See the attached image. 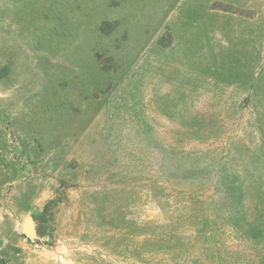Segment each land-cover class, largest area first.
I'll use <instances>...</instances> for the list:
<instances>
[{"label":"rangeland","instance_id":"rangeland-1","mask_svg":"<svg viewBox=\"0 0 264 264\" xmlns=\"http://www.w3.org/2000/svg\"><path fill=\"white\" fill-rule=\"evenodd\" d=\"M0 264H264V0H0Z\"/></svg>","mask_w":264,"mask_h":264},{"label":"water","instance_id":"water-1","mask_svg":"<svg viewBox=\"0 0 264 264\" xmlns=\"http://www.w3.org/2000/svg\"><path fill=\"white\" fill-rule=\"evenodd\" d=\"M23 232L31 238L38 237L36 223L32 217H27L22 226Z\"/></svg>","mask_w":264,"mask_h":264}]
</instances>
